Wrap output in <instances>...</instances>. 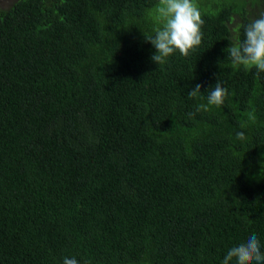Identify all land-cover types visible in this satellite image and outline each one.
I'll list each match as a JSON object with an SVG mask.
<instances>
[{"label": "trees", "instance_id": "16d2710c", "mask_svg": "<svg viewBox=\"0 0 264 264\" xmlns=\"http://www.w3.org/2000/svg\"><path fill=\"white\" fill-rule=\"evenodd\" d=\"M196 1L201 45L161 62L159 0L0 7V264H221L264 242V78L227 55L264 0ZM218 79L222 106L187 95Z\"/></svg>", "mask_w": 264, "mask_h": 264}, {"label": "clouds", "instance_id": "9594fccd", "mask_svg": "<svg viewBox=\"0 0 264 264\" xmlns=\"http://www.w3.org/2000/svg\"><path fill=\"white\" fill-rule=\"evenodd\" d=\"M155 15L159 24L154 34L144 35L155 49L152 57L155 62L166 61L176 54L188 56L201 45L204 21L196 0H159ZM227 55L234 64L254 70L257 77L264 78V14L244 25L242 39L228 47ZM187 95L205 96L207 107H220L225 102L227 89L218 79L206 94L201 93V85L197 84ZM199 111L196 108L186 115L195 118ZM219 259L221 264H264V242L255 231H250L227 242ZM61 264H81V261L76 256H64Z\"/></svg>", "mask_w": 264, "mask_h": 264}, {"label": "rangeland", "instance_id": "374dc122", "mask_svg": "<svg viewBox=\"0 0 264 264\" xmlns=\"http://www.w3.org/2000/svg\"><path fill=\"white\" fill-rule=\"evenodd\" d=\"M11 0H0V7L6 8ZM197 2V1H196Z\"/></svg>", "mask_w": 264, "mask_h": 264}]
</instances>
